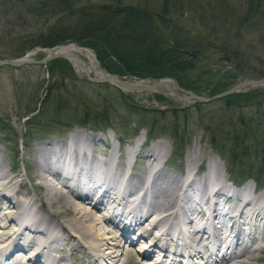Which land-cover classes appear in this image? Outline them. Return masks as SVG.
<instances>
[{
    "label": "rangeland",
    "instance_id": "1",
    "mask_svg": "<svg viewBox=\"0 0 264 264\" xmlns=\"http://www.w3.org/2000/svg\"><path fill=\"white\" fill-rule=\"evenodd\" d=\"M161 2L162 0H0V57L11 54L15 55V53H18L19 51L13 52L16 49V44H20V42L16 43V41H21L22 38H27L29 35H44L53 26L59 30L58 32L64 33L67 29H69L70 24L72 22H75L76 19L77 21L75 25H78V22L80 20L78 17H81V14L79 12L87 7L90 8V10H97L100 4L105 6V8L142 6L145 8H149L150 10L148 11L152 14H163V11L161 9ZM186 2L191 3V5H189L190 7H188L186 10L184 9L182 12L178 8L175 9L173 11V16L180 21L184 28L186 27L190 31L192 36L197 38L198 35H201L202 37L198 38L206 39L210 41L212 45L220 46L222 49L226 48L227 55L230 56L229 62H224L220 61L221 56L223 57V55H216L215 61L217 63H214L212 61L206 62V64H204V66L202 67L204 70L208 69L211 71V73H215V76L222 77L225 80L224 83H227V86L229 84L231 86L235 78H230L228 75L225 76V74L229 70V74L234 75L231 71L234 66L237 67V70L234 68V72L240 78L256 80L259 79L257 77L260 76V73L264 74V11H259L255 15H251V18L249 20H243L239 19L242 11L237 9V7L244 6V2L242 0H225V7L224 5L221 7L219 0H179L178 6L183 7V3ZM43 4H45L49 8L45 12L40 11L36 15L28 13L33 9L36 10V8H39L40 10V7L43 6ZM226 7H230L234 10L233 13L235 16L233 18H227L224 14V12L226 13ZM247 7L248 6L245 5L243 10H245ZM208 12H210L213 17H211ZM206 19L209 20L205 21ZM76 45L80 48L83 47L89 50L93 54L99 68H102L101 66H104L106 69L111 71H113V68H115V71L117 72L115 67L117 66L116 63L114 64V60L106 52L95 50V48H89L85 45ZM90 45L93 46V42H90ZM21 55L23 56V54ZM43 55L44 51L34 50L30 55H28L27 58L38 60L43 57ZM83 56L84 55L79 57L84 58ZM19 57L21 56L15 58ZM65 62L69 67H71L67 61ZM109 66H111V68H107ZM46 70V67L39 66H23L20 68L0 67V144H6L9 151L11 152L9 154L8 152L3 151L2 147L0 146V164L2 169L7 172L8 177L11 179L9 186L11 188L13 187V193L15 191V197H13L12 200H15L17 196H20L22 200L24 199V196H28L31 198L38 196L35 211L36 213H39L45 221L49 222L47 223L48 225H50L51 223L53 227L55 226L53 220H59L63 216H65L66 213L68 214V212L64 213V199L66 197L71 198L70 192L72 193V195H76V192L70 191L68 188L64 187L60 178H57L56 180L55 177H52L51 182L55 183L54 186L56 185L55 187L57 193L54 200L47 201L46 191L43 187L38 185V180L35 177L34 160L36 159L37 150L47 143L57 144L56 146H58V150L61 149V146H63L64 143H68V140L70 141V134L80 132L82 134H77L79 137H83L84 134H89L91 136L90 140H86L84 138V141H82L83 146H80L78 148H85L84 150L88 153V155L90 154L89 157L96 156L99 160L102 159L104 161H107V164H105V166H103V168L99 170L97 169V165L92 164V169L95 170V172L103 171L104 168L108 169L109 167L110 169H112V172H114L115 169L113 168V166L116 164V173L129 174L128 169H130L132 174H139L141 175L142 179H146L148 178V171L158 169L163 173L169 174V176H173V182L175 181L174 177H176L178 184H181L178 181L181 176L186 177V171L188 170L187 165H190L186 160L188 153L193 154V161L196 160L193 164L195 165V168L197 167L195 170H192L189 180L193 179L196 182L199 177L206 174L208 160H213L214 165H216L217 169L221 171V176L223 175L227 180L226 183H230L235 187L237 185L236 181L240 182L241 180V176L237 172H240V170L237 169L238 166L235 163H238L239 165L242 161L249 168L250 166L253 167V163L256 164L259 161L260 154L262 151H264L261 149L263 148L262 146H259L256 142H254L255 136H253L252 134L250 137V141L244 140V143H240L241 147H247L250 150L251 155H245L241 159L235 157L234 163L229 162L228 157L226 158L223 151H221V154L223 155L222 156L212 148L210 144L212 142V139H215L216 145H219V143L222 141L220 146H224L226 142L229 143V141L224 138L223 140H221V137L216 140L217 134H222V132H224L226 129H229L231 132L232 127H234L236 130H239V127L236 124L237 122L236 120H234L237 109H227V107L223 103L224 101H221L220 99L215 101L213 100L208 103H199L186 108L184 112L176 113L175 116L177 118L175 122L177 125H175V129L172 126V130H176L173 132L169 127L170 118L172 117L171 112L173 110L164 108L174 106V109H179L177 108L176 102L170 99L169 101L168 98L167 101L157 100L153 96L155 93L152 92H119L116 88L108 84H93L84 82L82 80H79V82L75 85V90L77 91L75 92V95L77 94V96L84 99L89 110L92 109V107H96L97 110H99L100 108L109 105L111 109H113V107H118V112L114 110V113H112V110H108L110 118L111 115L116 114L124 117L125 115L120 107L119 95H127L131 97L129 98L131 99L132 104L143 105L149 108H154L157 110V112H163L161 115V119L156 122L157 126H159L161 129L157 127V129L159 130H155L154 128L152 130L151 137L147 139L146 131L144 129L136 134H132L134 131V124H130L128 129V131H130V135L128 138L132 139H127V142H125V144L118 143L114 133L111 130L106 129L105 125L103 124H100L99 127L97 126V130H100V133L95 135L93 134V132H90L91 134L84 132L81 130V128L79 129L75 127V125H69L68 127L70 129L66 134L55 133L43 136V134L39 132L35 133V131H38L40 127L35 126L34 124H30V127L34 126L36 130L30 129V127L29 129H27V125L24 121V116L28 109L35 110L40 107L39 102L41 97L45 94L46 86L38 87L37 82L41 78L46 79ZM108 70H105V72H107L108 74H112ZM75 71L78 73L80 72V69H75ZM141 79L142 78H139V80ZM136 80L138 79L136 78L135 81ZM60 84L61 86L63 84V87L66 90H74V85L70 82H65L64 80ZM263 89L264 88L258 90ZM253 91L254 90L250 89L244 91V93ZM262 98H264V96H262ZM75 103L76 102L74 101L70 105L69 109H71L72 107L75 108ZM161 108L162 110H160ZM69 109L68 111H66V115H64L65 118L69 116ZM261 110L264 111V100L258 104H255L254 101H252L251 104L240 108L238 111L246 112L248 116H251V114H257L258 111ZM155 116L158 117L159 115L156 114ZM134 117H136L135 120L137 122H141L144 127H149V124L145 122L149 123L150 120H152L151 118L153 116H150L149 114L148 116L137 115ZM48 121H51V119L46 118L42 120V124H46L48 123ZM241 124L242 123H240V125ZM248 124L251 126V130H249L248 132L246 130V126L241 125L243 127V131H246L247 135L249 133H254L257 135V133L254 131L256 130V128H254L252 123ZM27 130L28 132L32 131V133L30 136L25 137L24 131ZM10 133H15L18 138H22L24 142L22 143L23 145L14 147V145L16 144H12L11 138H9ZM259 133L264 137V129L261 128ZM172 134H175L174 136L176 137H183V140H181V142L184 143V148L182 149V151L175 150V153H173L174 155H172V151L174 146H176V142L174 139H172ZM131 135L133 136L131 137ZM211 136L212 139L210 138ZM135 140L140 143V146L137 147V149H129L130 145L133 144V141ZM157 144H162L164 147L168 148V153L164 160L165 166H167L168 162L171 161L173 164L172 169L175 172L170 171L164 165L160 167L161 162L158 163L159 160L157 161L153 157L149 158L147 156L148 152H146V148ZM69 147H72V144H70ZM46 148L50 150L52 147L46 146ZM74 148L76 151L77 147L73 145V149ZM54 149L56 148H52V151H50L52 152V154L54 152ZM14 151L17 152L16 160H19L18 166H15L14 164ZM50 158L46 159L49 160ZM69 161L72 160L66 157L65 160L62 159L60 164L62 165V167H65L67 163H71ZM108 161H112V165L111 162L108 163ZM190 167L194 166L190 165ZM53 168L58 172L62 169L60 167L57 168V166H54ZM93 174L95 175L96 173ZM115 177L116 181H119L118 175H115L112 181L110 180L111 175H109V184L107 183V185H111V183L113 185L115 183ZM239 177L240 179H238ZM171 178L172 177H170V179ZM214 179L216 185L215 187H217L218 179ZM261 179L263 180H261L259 186H257L256 183L254 184L255 181L253 182L249 180L254 192V194H252L253 197H251L254 198V200L259 192H264V176L261 177ZM243 184L241 186H243ZM255 185L263 189L257 192L258 189L257 187H255ZM3 192L10 194V192H8L6 188L3 190ZM205 192L206 194H208L207 190H205ZM186 193L182 195L183 198L184 196L190 197L193 195L190 191ZM97 197L98 195H95V197L93 198L96 199ZM255 203H257V200ZM181 205L183 206L182 208L187 209L189 203L183 205L181 202ZM6 206H8L7 200L2 199V201H0V207L3 208ZM111 211L117 212L118 209L116 206H112L107 210L105 209L104 211H100L99 215L106 213L108 214V212ZM233 222L234 225H232V228H230L232 233L235 232V224L237 223L236 220H233ZM118 225L121 226V223L119 222ZM132 225L133 221H131L129 227L131 228ZM135 227L133 229V232L129 233V237L135 238L136 234L146 233L148 229L146 226L136 225ZM243 227L244 234H249L251 236V233L253 232L252 225L249 224ZM53 231L54 230H50V235L54 234L53 236L57 235L64 237L63 235H61L64 234L65 237L67 236V233L65 231L59 232L58 229H56L55 232ZM69 238L72 239L73 237L67 236V239ZM148 240L151 239L149 238ZM202 243H205V241H202ZM253 246V248L256 249L255 253L246 255L247 259H244L243 257L234 258V260H236L235 263L264 264V234L262 235V237H260L259 240L256 241L255 245ZM61 247L62 250L57 252V256L64 257L63 264H93L92 256L88 254L87 250H83L81 247L73 246V243L69 247ZM139 248V246L136 247V249ZM238 248L233 249V251H235L236 253V256L240 255V247ZM136 249H131V247L127 243L123 244L121 242L119 244L121 263L123 262V264H138L140 262V255L136 252Z\"/></svg>",
    "mask_w": 264,
    "mask_h": 264
},
{
    "label": "bare ground",
    "instance_id": "2",
    "mask_svg": "<svg viewBox=\"0 0 264 264\" xmlns=\"http://www.w3.org/2000/svg\"><path fill=\"white\" fill-rule=\"evenodd\" d=\"M174 1L176 2V0ZM54 51L68 53L77 57L84 55V58H79L84 60L87 72L93 75L94 78H99L98 65L89 50L80 48L74 44L62 45L55 48ZM70 61L71 63H75L74 60ZM73 66L76 70L80 69L76 64H73ZM78 74H82L81 69ZM78 133L82 134L76 132L69 135V143L72 144V147L64 143L61 149L58 150L57 144L47 143L37 150L36 159L34 160L35 177L38 180V185L45 189L47 201L54 200L57 191L56 185L54 186L55 183L51 182V178L55 177L56 180L60 178L59 172L62 173V170L65 169L60 162L67 157L73 163L65 170L70 171L71 175L81 174L92 182L97 181L91 188H97L101 191L99 199H95L92 202L91 199L86 197H75L70 192L71 198H63L64 213L68 212L69 215L66 213L61 219L53 220L55 225L53 227L51 223L48 225L47 223L49 222L45 221L35 211L38 196L31 198L23 195V200L20 196L12 200L15 197V191L13 193V187L9 186L11 179L0 164V201L6 199L8 203V206L0 207V264H63L62 256L57 257L56 254L62 250L61 246L69 247L72 243L73 246L87 250L92 256L93 264H123L120 261L121 254H119V244L121 242L127 243L133 249H136L138 246L140 247L136 249V252L140 255V262L138 264H144L143 262H146V264H190V261L193 263L192 257H196V260H199L200 264H206L207 262L210 264L209 259L213 255L210 253V250H217L220 246L219 239L216 236L217 232L224 229L226 233L232 234L231 229L227 230L228 225L223 226L224 220L231 219V216L216 214L214 216L215 228L211 229L209 234L208 231H206L207 233L204 231L206 230L204 225L210 223L207 219L208 217H203L200 212L196 216H192V212L201 211L199 204L200 206L208 204L209 200L214 196H216V200H220L223 196L227 197L236 193L242 194L245 197V202L242 204V210L238 214L240 222L245 223V226L252 225L253 229L258 226V222H264V211L261 212L254 207L256 200L264 204V192H259L254 200L253 196L251 197L254 192L250 181L245 182L240 188H233L232 184L226 183L227 180L223 175L221 176V171L214 165L213 160H208L207 172L197 180V186L195 180L189 181L192 170L197 168L193 164L196 160L193 161L194 157L192 153L187 154L186 160L194 167L187 165L186 177L182 179L181 176V184L177 183L176 177H174L175 181L173 182V176H169V174L157 169L150 176V182L145 186L142 184L141 175L136 173L120 174L116 173V169L112 172L110 167L108 169L104 168L103 171L95 172L92 169V164L97 165V169L99 170L107 164V161L99 160L96 156L89 157L90 154L88 155L84 150L85 148L82 149V156L80 153L78 154L77 150L73 149V145L76 147L83 146L82 141H84V138L86 140H90L91 138L89 134L79 137ZM160 145H152L146 148V152H148L147 156L149 158L153 157L157 161L159 160L158 162L163 161L168 153V148ZM46 146L56 148L53 154L50 152L52 148L48 150ZM139 146L140 143L135 140L129 149H137ZM46 158L50 159L47 160ZM110 162L112 165V161H108V163ZM54 166L62 169L58 172L53 168ZM93 173L96 174L94 175ZM109 175H111V181L115 175H118L119 182L116 181L115 177V183L107 185V183L109 184ZM170 177L172 178L170 179ZM214 178L218 179L217 187H215ZM123 181L124 185H122ZM178 181L180 182V179ZM71 184L76 187V183L71 182ZM5 188L10 194L3 192ZM205 190H208V194L204 192ZM188 191L192 192L194 199L187 209H184L182 208L181 201L183 200L182 204L185 205L189 203L190 199L186 196L183 198L182 195ZM136 192H139V194L136 195ZM93 195H97L96 190L93 192ZM146 195H149V199L147 200ZM179 199L181 201L178 202ZM142 205L146 206L147 213L140 214L139 208ZM112 206L118 208L120 213L116 215L118 221L123 219L126 222L129 217L130 221H133L131 228L128 227L129 232H132L134 227L138 225L146 226L148 228L146 233L137 234L135 240H133V237L131 239L128 238V231L125 232V235H118L117 229L114 227L111 219L112 212L99 215L100 211L107 210ZM213 206L214 203L210 205V208L212 209ZM248 208L250 209L248 210ZM187 215L190 217L187 218ZM196 218L197 221L201 222L202 227L200 230L192 231V233L182 232L174 223L179 219H184L185 226L190 227L195 224L194 220ZM19 226L27 234V237L23 239V244L19 242ZM56 229L59 232L65 231L67 236H72L73 238L67 239V236L65 237L61 233L64 237L53 236L54 234L50 235V230H54L53 232H55ZM199 231H201V234H205V240H209L208 247L207 245L200 244L201 234L198 233ZM149 238L151 240H148ZM234 240H236V237H234ZM236 246L239 247L235 241L234 247ZM206 248L208 250H205ZM227 249H229V245L226 247ZM255 250L242 247L240 255L230 256L226 254L225 250L223 251V248H220L223 256L218 260L219 264H236L237 262L235 263L236 260L234 258L243 257L247 259L246 255L255 253ZM212 261L214 264L218 262L215 259Z\"/></svg>",
    "mask_w": 264,
    "mask_h": 264
},
{
    "label": "trees",
    "instance_id": "3",
    "mask_svg": "<svg viewBox=\"0 0 264 264\" xmlns=\"http://www.w3.org/2000/svg\"><path fill=\"white\" fill-rule=\"evenodd\" d=\"M219 1L221 7L223 5L225 7V0ZM242 1L244 2V6L247 5L248 7L245 10H243L244 6L237 7V9L242 11L239 19L249 20L251 15H255L259 11H264V0ZM178 2L179 0H176V2L174 0H162L161 9L163 14H152L148 11L150 10L149 8L142 6L105 8V6L100 4L97 10H90V8L87 7L79 12L81 17H78L80 19L78 25H75L76 19L64 33L58 32L59 30L53 26L44 35H29L27 38H22L21 41H16V43L20 42V44H16V49L13 52L19 51L18 53H15V55L11 54L12 56L5 55L0 58H15L22 56L21 54L35 47L40 49H51L58 45L73 42L78 45H85L89 48H95V50L104 51L110 55L114 60V64L116 63L117 65L115 66L117 72L115 68L111 71L104 66L101 67L115 76L137 79L171 78L176 81L179 87L185 90L204 96L218 94L229 88L230 84L227 86V83H224L225 80L222 77L215 76V73H211L208 69L204 70L202 67L208 61L215 63L216 55H223V57L226 56L228 59H230V56L227 55L226 48L222 49L220 46L212 45V43L206 39L198 38L202 37L201 35L195 38L186 27L184 28L180 21L173 16V11L178 8L182 12L184 9L186 10L190 7L189 5H191V3L186 2L183 3V7H179ZM48 9L49 8L43 4L40 10L36 8V10L33 9L28 13L36 15L40 11L45 12ZM225 10L226 13H224L227 18H233L235 16L232 8L226 7ZM208 14L213 17L210 12H208ZM208 20L209 19H206L205 21ZM90 42H93V46L90 45ZM189 54L195 56L191 57ZM45 67L47 69L45 73L47 76L46 79L41 78L37 82L38 87L46 86L45 94L40 99L39 108L35 110L28 109L26 111L24 116L26 119L24 121L27 125V129H29L30 124H34L40 127L35 133L39 132L43 134V136H46L55 133H66L70 129L68 127L69 125H75L96 132L98 131L97 126L99 127L100 124H103L106 129L109 128L115 133L119 142H121L124 137H129L130 131H128V129L130 124H134V131L132 134H136L140 129H144L147 138L151 137L154 128L155 130H159L157 129L159 126H157L156 122L161 119L163 112H157L156 109L143 105L132 104L130 96L121 94L119 95V100L120 107L125 115L124 117L116 114L111 115L110 118L108 110H112V113H114V110L118 112V107H113V109H111L109 105L99 110H97L96 107H92L93 110H89L84 99L77 96V94L75 95V92H77L75 90V85L79 82V79H77L73 70L67 65L65 60H53L46 64ZM107 68H111V66ZM233 68L237 70L236 66ZM229 72L228 70L225 76L228 75L230 78H234V75L229 74ZM262 77H264V74L260 73V76L257 78ZM64 80L65 82L72 83L74 85V90H66L63 84L61 86L60 83ZM153 96L157 100L167 101L166 98L160 95L154 94ZM262 96H264V89L254 90L249 93L232 94L220 99L224 101L223 103L227 109H237L234 120H236L239 130L232 127V133L229 129H226L222 134H217L216 140L221 135V140H223L224 137V139L229 141V143L226 142L224 146H220L222 141L219 145H216L215 139L213 140L212 136L210 137L212 139L210 144L219 154L223 151L226 158L228 157L229 162L234 163L235 157L241 159L245 155H251L247 147H241L240 145V143H244V140L250 141L251 134L255 136L254 142L262 146L263 148L261 149L264 150V137L259 133L261 128L264 129V111H258L257 114L254 113L251 114V116H248L246 112L238 111L240 108L251 104L252 101H254L255 104L261 103L264 100ZM74 101L76 102L74 105L75 108L72 107L69 109ZM68 109L69 116L65 118L64 115H66ZM179 112H184V110H173L171 112L172 117L170 118L169 124L171 130L172 126L175 129V125H177L175 122L177 118L175 114ZM149 114L153 116L149 123L145 122L149 124V127H144V125L141 122H137L135 120L136 117H134L137 115L148 116ZM156 114L159 116H155ZM46 118H50L51 121L42 124V120ZM240 123L246 126L248 132L251 130V126L248 123H252L254 128H256L254 131L257 135L254 133H249L247 135L246 131H243V127ZM30 129L36 130L34 126L30 127ZM31 133L32 131H24L25 137L30 136ZM9 135L12 144H16L14 147L17 146L19 140L24 143L22 138H18L15 133H10ZM174 135L175 134H172L171 136L173 137L172 139L175 140L176 146L173 148L172 155H174L173 153H175V150L182 151L184 148V143L181 142L183 137H176ZM132 136L133 135H131V137ZM2 146L6 148L5 144H2ZM13 158L15 166L18 165V161L16 160L17 152L15 151ZM259 162L256 164L253 163L254 166H250V168L242 161L239 165L235 163L238 166L237 169L240 170V172L237 171L241 176L240 181L249 178L255 181L256 185L259 186L261 180H263L261 177L264 176V151L260 154ZM238 179H240V177Z\"/></svg>",
    "mask_w": 264,
    "mask_h": 264
},
{
    "label": "water",
    "instance_id": "4",
    "mask_svg": "<svg viewBox=\"0 0 264 264\" xmlns=\"http://www.w3.org/2000/svg\"><path fill=\"white\" fill-rule=\"evenodd\" d=\"M68 45H74V44H68ZM191 56L194 57V55ZM55 59L66 60L69 64H71L70 60H74L75 64H77L81 69V71L83 72V75L79 78L87 82L97 83V84H108L122 92L157 93L176 102L178 108H187L194 104L208 103L210 101L217 100L234 93H241L250 89L264 88V78L251 80V79L239 78L236 76V79L230 88L219 94L206 97L180 88L177 85L176 81L170 78L168 79L146 78L136 81L134 80L127 81L123 78H118L116 76L107 74L104 70L101 69H99V73H100L99 78H94L91 77L90 74L87 72L85 67V62L82 59L68 53L55 52L54 50L50 52H46L45 56L39 60H31L28 59L26 56L19 59H0V67L8 66L12 68H19L22 66H29V65L44 66L48 62ZM223 60L225 62L228 61L227 58H223Z\"/></svg>",
    "mask_w": 264,
    "mask_h": 264
}]
</instances>
